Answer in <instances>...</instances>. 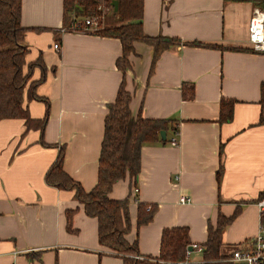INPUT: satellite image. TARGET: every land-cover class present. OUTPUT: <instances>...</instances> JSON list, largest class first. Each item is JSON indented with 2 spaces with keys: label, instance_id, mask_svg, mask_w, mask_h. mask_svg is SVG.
<instances>
[{
  "label": "crops",
  "instance_id": "1",
  "mask_svg": "<svg viewBox=\"0 0 264 264\" xmlns=\"http://www.w3.org/2000/svg\"><path fill=\"white\" fill-rule=\"evenodd\" d=\"M254 8L264 16V0H143L144 34L179 42L162 51L151 74V47L134 44L132 68L125 73L131 108L136 113L141 106L147 118L177 121L178 132L166 131V143L143 145L134 182L120 180L109 194L129 199L126 237L137 240L140 256L157 257L162 230L185 226L190 246L202 247L192 249L188 261H201L208 225L215 226L219 215L237 213L222 234L224 252L246 246L259 231L264 51L253 50L248 40ZM20 23L27 62L41 56L46 67L36 91L48 107L24 96L31 118L41 119L47 109L42 136L22 118L0 119V264H123L99 244L97 220L85 213L74 190L45 178L63 149L64 171L85 191L97 183L104 118L123 78L116 65L121 42L63 30V0H21ZM106 23L116 18L109 15ZM40 74L36 67L32 78ZM183 83L193 84L190 100L182 96ZM221 98L234 100L228 122L219 121ZM138 202L154 204L156 211L137 228ZM68 209L75 210L73 231L66 227Z\"/></svg>",
  "mask_w": 264,
  "mask_h": 264
},
{
  "label": "trees",
  "instance_id": "2",
  "mask_svg": "<svg viewBox=\"0 0 264 264\" xmlns=\"http://www.w3.org/2000/svg\"><path fill=\"white\" fill-rule=\"evenodd\" d=\"M112 0H63V26L72 25V20L88 16H98L100 27L93 33L119 38L121 55L116 61L123 73L120 86L113 102L109 103L104 118V131L101 142L97 183L90 191L68 175L63 169L64 151L61 149L57 158L48 169L45 178L48 184L60 189L74 190L79 203L88 216L97 220L98 242L106 247L110 254L122 259L123 264H177L186 259L190 239L185 226L164 228L162 230L160 250L157 257L141 256L137 240L129 241L126 237L131 229L129 199H114L109 196L113 186L120 180L134 182L141 167V147L145 144L162 142L160 131L169 129L174 134L178 131L177 121L173 119L147 118L142 114L141 106L133 113L131 108L132 92L127 88L125 73L132 68L130 56L135 52L134 44L144 42L152 50L150 67L153 68L162 51L179 39L163 36H148L142 30L143 0H117V11L111 6ZM72 14V16L70 15ZM112 15L116 23L108 25L105 19ZM21 0H0V119L22 118L26 128H37L41 136L47 118V109L41 119L31 118L24 106V96L28 99L43 101L37 94V86L44 81L46 67L39 56L35 61L27 62L28 47L24 41L26 28L21 26ZM102 22V23H101ZM198 46H215L197 41ZM41 71L38 79H33L35 68ZM182 96L190 100L194 96L192 83L182 84ZM261 102L264 103V81L260 85ZM233 99L221 98L219 103V121L228 122L232 118ZM41 142L44 143L43 139ZM221 167L217 172L220 177ZM264 197V193L259 198ZM149 207V209H148ZM156 205L138 202L136 227L149 222ZM74 209H68L66 227L73 231L71 223ZM232 216L219 215L215 226L208 225L207 239L203 244L201 261H189L186 264H232L231 253L224 252L222 234L233 220ZM264 223V217L261 220ZM236 246H233V249Z\"/></svg>",
  "mask_w": 264,
  "mask_h": 264
},
{
  "label": "built area",
  "instance_id": "3",
  "mask_svg": "<svg viewBox=\"0 0 264 264\" xmlns=\"http://www.w3.org/2000/svg\"><path fill=\"white\" fill-rule=\"evenodd\" d=\"M102 23V22H101ZM100 18L98 16H88L84 18H76L72 20V25L65 27L66 31L77 32H94L100 27ZM248 40L253 50L264 51V16L259 8H254L248 23ZM58 47V43L54 44V48ZM172 143H176V138L171 139ZM137 191L138 188L134 187ZM182 201L186 199L182 198ZM256 206L261 217H264V197L256 201ZM149 209V207H148ZM192 249L201 250L197 244L191 245ZM187 251L186 259L177 264H186L188 261ZM141 257V256H139ZM229 260L232 264H264V223L261 222L259 231L254 240L244 247H236L232 249Z\"/></svg>",
  "mask_w": 264,
  "mask_h": 264
},
{
  "label": "water",
  "instance_id": "4",
  "mask_svg": "<svg viewBox=\"0 0 264 264\" xmlns=\"http://www.w3.org/2000/svg\"><path fill=\"white\" fill-rule=\"evenodd\" d=\"M117 5H118L117 0H112L111 1V6L113 7V10L114 11H117ZM160 138H161L162 141H165L166 140V131L165 130H161L160 131ZM188 250L191 251L192 250V247L189 246L188 247Z\"/></svg>",
  "mask_w": 264,
  "mask_h": 264
},
{
  "label": "rangeland",
  "instance_id": "5",
  "mask_svg": "<svg viewBox=\"0 0 264 264\" xmlns=\"http://www.w3.org/2000/svg\"><path fill=\"white\" fill-rule=\"evenodd\" d=\"M72 16V14H70ZM108 18V17H107ZM107 18L105 19V21L107 20Z\"/></svg>",
  "mask_w": 264,
  "mask_h": 264
}]
</instances>
